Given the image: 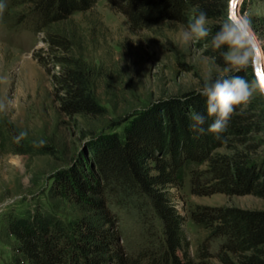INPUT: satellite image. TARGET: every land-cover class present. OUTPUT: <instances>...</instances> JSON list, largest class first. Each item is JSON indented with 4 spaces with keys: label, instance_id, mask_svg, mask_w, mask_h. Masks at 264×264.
Returning a JSON list of instances; mask_svg holds the SVG:
<instances>
[{
    "label": "trees",
    "instance_id": "16d2710c",
    "mask_svg": "<svg viewBox=\"0 0 264 264\" xmlns=\"http://www.w3.org/2000/svg\"><path fill=\"white\" fill-rule=\"evenodd\" d=\"M8 1L13 7L24 5L17 25L43 35L56 60L59 71L53 82L63 94L58 97L60 110L70 118H108L109 110L94 93L91 69L75 54L70 36L56 29L76 13L94 9L99 0ZM105 2L133 31L168 22L186 28L198 11H205L209 36L200 43L207 47L206 55L225 68L221 52L226 47L214 50L211 39L226 19L229 0ZM230 75L255 78L251 66ZM194 113L206 116L205 129L215 119L207 117L200 91L152 104L101 131L88 149L91 163L76 161L52 179L49 196L75 206L77 217L67 221L44 204L5 216L0 237L12 242L9 264H264V210L197 206L185 215L174 201L186 187L199 197L251 195L264 200V96L254 93L247 104L236 106L220 138L207 131L194 133ZM20 132L13 124L0 123V150L55 156L53 147L36 146L27 136L16 142ZM110 197L119 205L128 198L143 202L157 245L127 250ZM188 222L203 235L194 256L185 230ZM217 240L221 242L214 254L211 248Z\"/></svg>",
    "mask_w": 264,
    "mask_h": 264
},
{
    "label": "rangeland",
    "instance_id": "374dc122",
    "mask_svg": "<svg viewBox=\"0 0 264 264\" xmlns=\"http://www.w3.org/2000/svg\"><path fill=\"white\" fill-rule=\"evenodd\" d=\"M244 1L240 3L241 14H247L259 29L253 28L254 32L264 40V0H249L243 11ZM3 2L6 8L0 13V102L6 104L7 110L0 112V123L26 131L34 142L43 140L54 148L55 156L13 155L0 150V236L10 211L23 213L37 204H44L67 221L77 217L75 206L63 200L53 201L49 196L52 179L76 161L91 163L88 149L101 131L152 104L199 92L206 79L233 73L218 67L206 55L207 47L200 40L185 44L181 39L185 29L182 25L168 22L133 31L121 13L99 0L94 9L76 13L56 29L70 36L75 54L91 69L94 93L109 115L99 120L70 118L60 110L58 97L63 94L58 93L53 82L59 69L43 35L17 25L23 4L13 7L8 0ZM122 129L121 126L119 130ZM180 196L174 201L185 215L197 206L264 210V200L251 195L199 197L186 187ZM109 200L120 218L123 243L129 252L157 245L142 201L128 198L119 205L112 197ZM185 230L194 256L203 235L190 222ZM220 242L213 243L212 253L218 251ZM11 245L0 237V264H9Z\"/></svg>",
    "mask_w": 264,
    "mask_h": 264
},
{
    "label": "clouds",
    "instance_id": "9594fccd",
    "mask_svg": "<svg viewBox=\"0 0 264 264\" xmlns=\"http://www.w3.org/2000/svg\"><path fill=\"white\" fill-rule=\"evenodd\" d=\"M6 5L0 3V13ZM207 13L198 11L194 19L190 20L181 33L182 41L187 44L195 40H201L209 36ZM211 46L214 50L226 47L221 52L225 63L226 73H239L251 66L255 78L251 81L240 75L220 76L214 80H204L200 94L206 98L207 117H215L207 129L203 127L206 123V116L200 113L191 115L190 129L198 135L206 131L217 135L227 129L228 121L236 106L247 104L254 93L264 96V67L261 61L264 60V40H261L254 32L251 19L247 14H240L232 11L231 0L226 19L220 25L211 39ZM7 106L0 102V112L6 111ZM28 135L21 131L15 137L19 142ZM44 141L40 140L36 146H43Z\"/></svg>",
    "mask_w": 264,
    "mask_h": 264
},
{
    "label": "water",
    "instance_id": "95a60500",
    "mask_svg": "<svg viewBox=\"0 0 264 264\" xmlns=\"http://www.w3.org/2000/svg\"><path fill=\"white\" fill-rule=\"evenodd\" d=\"M239 2H240V0H237V2H236V7H235V8H232V11H234V12H238V13L241 14V9H240V7H241L242 4L240 5ZM261 63H262V67H264V60H262Z\"/></svg>",
    "mask_w": 264,
    "mask_h": 264
},
{
    "label": "snow or ice",
    "instance_id": "6c2138e0",
    "mask_svg": "<svg viewBox=\"0 0 264 264\" xmlns=\"http://www.w3.org/2000/svg\"><path fill=\"white\" fill-rule=\"evenodd\" d=\"M236 2H237V0H231L232 8H235L236 7Z\"/></svg>",
    "mask_w": 264,
    "mask_h": 264
},
{
    "label": "bare ground",
    "instance_id": "6f19581e",
    "mask_svg": "<svg viewBox=\"0 0 264 264\" xmlns=\"http://www.w3.org/2000/svg\"><path fill=\"white\" fill-rule=\"evenodd\" d=\"M241 3V0H240V2H239V4Z\"/></svg>",
    "mask_w": 264,
    "mask_h": 264
}]
</instances>
